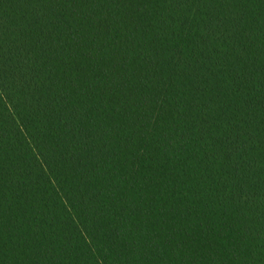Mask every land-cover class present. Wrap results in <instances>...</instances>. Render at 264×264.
<instances>
[{
    "label": "trees",
    "instance_id": "obj_1",
    "mask_svg": "<svg viewBox=\"0 0 264 264\" xmlns=\"http://www.w3.org/2000/svg\"><path fill=\"white\" fill-rule=\"evenodd\" d=\"M0 264H264V0H0Z\"/></svg>",
    "mask_w": 264,
    "mask_h": 264
}]
</instances>
